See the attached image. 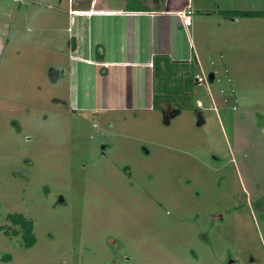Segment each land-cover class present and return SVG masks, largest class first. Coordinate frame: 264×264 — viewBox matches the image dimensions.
Wrapping results in <instances>:
<instances>
[{
    "label": "rangeland",
    "instance_id": "374dc122",
    "mask_svg": "<svg viewBox=\"0 0 264 264\" xmlns=\"http://www.w3.org/2000/svg\"><path fill=\"white\" fill-rule=\"evenodd\" d=\"M67 5L0 0V264H264V15L214 29L165 122L75 108ZM14 214L29 249L4 234Z\"/></svg>",
    "mask_w": 264,
    "mask_h": 264
},
{
    "label": "crops",
    "instance_id": "0c3cea01",
    "mask_svg": "<svg viewBox=\"0 0 264 264\" xmlns=\"http://www.w3.org/2000/svg\"><path fill=\"white\" fill-rule=\"evenodd\" d=\"M214 1L67 0L63 31L68 42V72L75 83L69 92L76 98L75 108L119 113L159 111L165 122L170 114H178L173 107L180 99L171 96H187L186 83L192 77L189 66L195 65L199 71L200 76L194 79L198 86L206 80L202 59L216 51L214 29L222 22L238 23V18L223 15L219 2ZM186 6L192 12L188 32L177 16ZM84 67L89 73L87 81L81 83ZM217 73L213 70L211 78ZM168 79L177 81L175 88L181 93L172 94L174 88L169 84L168 89Z\"/></svg>",
    "mask_w": 264,
    "mask_h": 264
},
{
    "label": "trees",
    "instance_id": "16d2710c",
    "mask_svg": "<svg viewBox=\"0 0 264 264\" xmlns=\"http://www.w3.org/2000/svg\"><path fill=\"white\" fill-rule=\"evenodd\" d=\"M222 14L231 18H260L264 15L261 12L251 11H223ZM6 221L9 222L10 227H4V234L20 236L26 249L35 244L36 239L33 235V222L31 220H27L22 215L14 214L7 215Z\"/></svg>",
    "mask_w": 264,
    "mask_h": 264
},
{
    "label": "built area",
    "instance_id": "2783aa9c",
    "mask_svg": "<svg viewBox=\"0 0 264 264\" xmlns=\"http://www.w3.org/2000/svg\"><path fill=\"white\" fill-rule=\"evenodd\" d=\"M177 16L180 19L181 25L185 29L186 32H188V28L191 25L192 22V12L190 10L189 6H186L184 9L177 12ZM98 66H105V64H96ZM198 81H203L202 79H198ZM197 106H201V104L198 102Z\"/></svg>",
    "mask_w": 264,
    "mask_h": 264
}]
</instances>
